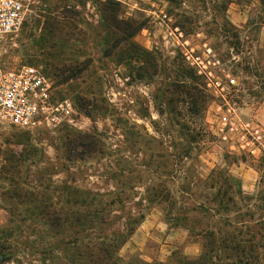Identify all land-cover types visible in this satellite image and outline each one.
<instances>
[{
    "label": "rangeland",
    "instance_id": "obj_1",
    "mask_svg": "<svg viewBox=\"0 0 264 264\" xmlns=\"http://www.w3.org/2000/svg\"><path fill=\"white\" fill-rule=\"evenodd\" d=\"M236 4L250 6L247 20ZM262 26L264 0H29L3 59L41 67L71 112L52 127L0 123V264H76L99 222L114 235L132 227L119 251L124 260L164 262L175 250L198 257L200 242L166 209L191 204L178 201L181 190L212 170L246 195L259 190ZM192 58L221 86L220 94L197 87L203 100L191 115L176 86L199 82L179 68L199 76ZM54 67L68 70L69 79L58 83ZM227 104L260 127V144L231 149L215 136L216 107ZM78 137L84 147L71 152ZM48 212L61 225L57 237ZM257 254L252 264H264V248Z\"/></svg>",
    "mask_w": 264,
    "mask_h": 264
},
{
    "label": "trees",
    "instance_id": "obj_2",
    "mask_svg": "<svg viewBox=\"0 0 264 264\" xmlns=\"http://www.w3.org/2000/svg\"><path fill=\"white\" fill-rule=\"evenodd\" d=\"M179 68L181 73L188 76L193 74L199 80L191 87L176 86L179 93L188 101L190 106L188 112L192 115L195 113L193 109L203 100L202 92L197 87L203 88L205 80L189 67L181 65ZM53 69L58 83L69 79L68 70L58 67ZM81 138L86 139L85 136ZM81 141L82 139L78 137L71 140L68 145L70 148L84 147ZM72 148L71 152L74 151ZM200 187L203 193L200 192ZM205 191L207 193H204ZM181 192L178 201L186 197L192 203L188 206L180 203L177 208L176 202L171 203L166 212L168 215L174 212L176 216L172 220L184 225L188 238L198 239L202 248L198 257L192 259L175 250L164 262L147 263L136 257L124 260L119 256V251L132 235V227L114 235L107 233L109 229L104 222H99L92 225V240L81 245L82 251L74 255L75 263L223 264L221 259L224 257L228 260L225 264H252L257 251L264 248V166L260 175L259 190L253 195L244 194L240 184L220 170H212L205 179L191 177L186 190L183 189ZM54 217L55 213L48 212L46 225L54 232L53 236L57 237L61 225ZM140 218L143 219L144 215Z\"/></svg>",
    "mask_w": 264,
    "mask_h": 264
},
{
    "label": "built area",
    "instance_id": "obj_3",
    "mask_svg": "<svg viewBox=\"0 0 264 264\" xmlns=\"http://www.w3.org/2000/svg\"><path fill=\"white\" fill-rule=\"evenodd\" d=\"M28 3L29 0H0V123L22 130L56 126L71 112L69 101L54 98L53 83L41 67H11L3 59L5 43L14 39L23 27ZM197 60L199 58H192L191 65H197V72L204 78L207 88L220 94L221 83L210 71L200 69ZM229 82L234 84L233 79ZM215 112L214 134L229 142L231 149H243L250 143L255 147L261 143L260 127L242 121L232 106L217 105ZM234 133L238 136H232ZM249 151L254 152L253 149Z\"/></svg>",
    "mask_w": 264,
    "mask_h": 264
},
{
    "label": "crops",
    "instance_id": "obj_4",
    "mask_svg": "<svg viewBox=\"0 0 264 264\" xmlns=\"http://www.w3.org/2000/svg\"><path fill=\"white\" fill-rule=\"evenodd\" d=\"M235 6L239 9L240 14L242 15V18H245V19L246 18L247 19L249 18V9H250V6L249 5L245 4V5L241 6V5H237L236 4ZM240 22H243V20H241ZM233 24H235V23H233ZM238 24H241V23H238ZM237 26H240V25H237ZM260 33L264 34V26H262L260 28Z\"/></svg>",
    "mask_w": 264,
    "mask_h": 264
}]
</instances>
